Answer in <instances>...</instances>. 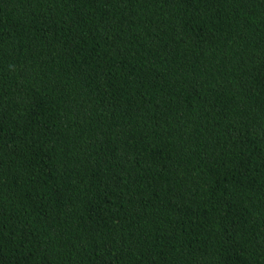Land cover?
<instances>
[{
    "label": "trees",
    "instance_id": "1",
    "mask_svg": "<svg viewBox=\"0 0 264 264\" xmlns=\"http://www.w3.org/2000/svg\"><path fill=\"white\" fill-rule=\"evenodd\" d=\"M0 264H264V0H0Z\"/></svg>",
    "mask_w": 264,
    "mask_h": 264
}]
</instances>
